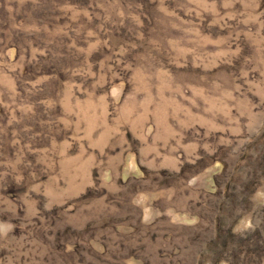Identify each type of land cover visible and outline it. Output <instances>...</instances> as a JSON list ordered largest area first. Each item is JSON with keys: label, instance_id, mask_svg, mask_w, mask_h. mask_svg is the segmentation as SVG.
I'll return each instance as SVG.
<instances>
[{"label": "rangeland", "instance_id": "374dc122", "mask_svg": "<svg viewBox=\"0 0 264 264\" xmlns=\"http://www.w3.org/2000/svg\"><path fill=\"white\" fill-rule=\"evenodd\" d=\"M0 264H264V0H0Z\"/></svg>", "mask_w": 264, "mask_h": 264}]
</instances>
